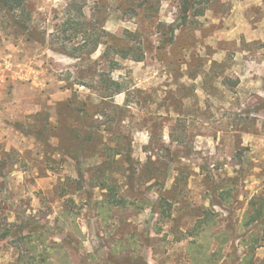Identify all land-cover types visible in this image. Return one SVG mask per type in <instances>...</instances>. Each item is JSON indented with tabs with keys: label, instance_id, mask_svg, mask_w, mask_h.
<instances>
[{
	"label": "rangeland",
	"instance_id": "rangeland-1",
	"mask_svg": "<svg viewBox=\"0 0 264 264\" xmlns=\"http://www.w3.org/2000/svg\"><path fill=\"white\" fill-rule=\"evenodd\" d=\"M23 1L0 10V264H264V0H190L186 23L185 0ZM106 74L128 106H100ZM53 96L100 106L80 164Z\"/></svg>",
	"mask_w": 264,
	"mask_h": 264
},
{
	"label": "trees",
	"instance_id": "trees-1",
	"mask_svg": "<svg viewBox=\"0 0 264 264\" xmlns=\"http://www.w3.org/2000/svg\"><path fill=\"white\" fill-rule=\"evenodd\" d=\"M127 1L147 2L148 0H127ZM24 9H25V4L23 0H0V10H2L5 14L9 16L12 15V13L17 12L18 10L24 11ZM192 11H193L192 3L190 2V0H185V2L182 5L181 11H180L179 19L183 20L184 21L183 23H186ZM203 14H204L203 11H199V12H196V14L194 15L195 17H197ZM177 30L178 28L174 27V25L168 27V32L163 34L164 35L163 41H162L163 47H161V49L168 47V46H172L174 44L175 33L177 32ZM112 39L115 45V46H112L114 49L111 47L108 50L110 49L113 50V54H115L114 56L117 55L118 57L123 58L124 60H132L138 63L144 60L145 54L139 51V49H137L135 45L134 46H130V44L123 45L121 40L113 36H112ZM40 43H43V41ZM100 45H101V42H100V37H99L93 44L94 48H92L87 53V55H92L93 53H95ZM63 51H66V50L63 49ZM74 51H79V49H75ZM67 55L75 59H81L80 57L75 56V54H67ZM114 56L113 58H110L109 60V63L112 66L110 68L111 72L116 71L119 65L118 60H115ZM105 57H107L108 59L109 57L108 51L106 52ZM106 75H107L106 78L103 80V85L98 86V89H100L102 93L101 94L102 103L100 104V106H105L108 101H113L115 96L121 95V94H127V105L126 106H128L131 88H129L124 82L116 81L112 79L111 77H109L108 74ZM82 87H87V86L82 85ZM57 106H59L60 108L65 107L67 109H70L71 111H75L76 116L79 119L81 125H83V127L86 129V137L84 138V140H82V144L77 149V151H74V153L66 151V153H64L67 157H70L72 161H75L77 164H80V159L83 160V157L81 156L82 154L80 151L84 150L86 144L90 141H93V138H95L94 130L96 128H94V126H91L89 124L87 118H91L94 116L97 117L99 114L101 115L100 106H97L91 103H79L77 104V107L73 109L71 101L69 100L63 103H60ZM87 107H89V109ZM97 131H98V128H97ZM97 139L101 140V136H98ZM127 149L128 151H126L127 153H125V159H126L125 162L131 168V165L133 163L132 157H131V146L128 145ZM117 155H120V154H117ZM162 204H166V201L161 200L160 205ZM262 214H263L262 211L261 212L258 211L257 217L258 218L262 217ZM9 236H10L9 230H7L4 234H2V238H8ZM257 242H259L258 239H257Z\"/></svg>",
	"mask_w": 264,
	"mask_h": 264
},
{
	"label": "crops",
	"instance_id": "crops-1",
	"mask_svg": "<svg viewBox=\"0 0 264 264\" xmlns=\"http://www.w3.org/2000/svg\"><path fill=\"white\" fill-rule=\"evenodd\" d=\"M0 64H1V61H0ZM52 98H53V101H56L55 103H63V102H65V99L56 98L54 96ZM24 106H25V109H26V114H28V108L30 110V113L33 111L32 110L33 104L28 102L27 99L24 102ZM13 109H15V101H13L12 99H7L6 102L5 101L3 102V98L0 97V116L1 117L5 116L6 113L13 111ZM5 124L8 125V123H5ZM6 125H5V127H7V130H6V128H3V129L1 128L0 129V142L5 140L4 137L8 133H10L11 127H8Z\"/></svg>",
	"mask_w": 264,
	"mask_h": 264
}]
</instances>
